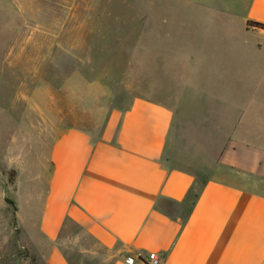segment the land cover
Wrapping results in <instances>:
<instances>
[{"label": "crops", "instance_id": "1", "mask_svg": "<svg viewBox=\"0 0 264 264\" xmlns=\"http://www.w3.org/2000/svg\"><path fill=\"white\" fill-rule=\"evenodd\" d=\"M100 14L102 53L67 51L70 70L145 79L96 132L41 144L42 192L17 170L28 248L43 264H264V29L247 25L264 0H102Z\"/></svg>", "mask_w": 264, "mask_h": 264}, {"label": "rangeland", "instance_id": "2", "mask_svg": "<svg viewBox=\"0 0 264 264\" xmlns=\"http://www.w3.org/2000/svg\"><path fill=\"white\" fill-rule=\"evenodd\" d=\"M100 12L102 0H0V264H43L16 226L17 170L29 163L28 177L42 192L41 144L61 127L96 132L145 79L97 65L70 70L67 51L102 53Z\"/></svg>", "mask_w": 264, "mask_h": 264}, {"label": "built area", "instance_id": "3", "mask_svg": "<svg viewBox=\"0 0 264 264\" xmlns=\"http://www.w3.org/2000/svg\"><path fill=\"white\" fill-rule=\"evenodd\" d=\"M137 264H161V259L157 254H149L146 256H137Z\"/></svg>", "mask_w": 264, "mask_h": 264}, {"label": "trees", "instance_id": "4", "mask_svg": "<svg viewBox=\"0 0 264 264\" xmlns=\"http://www.w3.org/2000/svg\"><path fill=\"white\" fill-rule=\"evenodd\" d=\"M247 25L250 26V27H257V28H260V29H264V24L248 22Z\"/></svg>", "mask_w": 264, "mask_h": 264}]
</instances>
